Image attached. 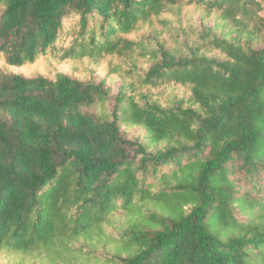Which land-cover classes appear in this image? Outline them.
<instances>
[{
    "label": "trees",
    "instance_id": "trees-1",
    "mask_svg": "<svg viewBox=\"0 0 264 264\" xmlns=\"http://www.w3.org/2000/svg\"><path fill=\"white\" fill-rule=\"evenodd\" d=\"M0 4V252L42 264H264V0ZM48 56L115 58L121 86L13 71ZM235 162L249 189L231 179ZM118 210L127 220L114 235ZM82 238L108 240L111 256Z\"/></svg>",
    "mask_w": 264,
    "mask_h": 264
},
{
    "label": "rangeland",
    "instance_id": "rangeland-1",
    "mask_svg": "<svg viewBox=\"0 0 264 264\" xmlns=\"http://www.w3.org/2000/svg\"><path fill=\"white\" fill-rule=\"evenodd\" d=\"M3 8V4H0V11ZM197 16H192L190 19H187L186 22L191 21L195 22ZM118 60L115 58H106L100 63H94L87 59L84 60H66L62 61L59 58L54 57H45L40 63L30 69L29 71H23L22 69H13L16 73L22 74L24 76H33L35 74H42L47 77H53L56 73L62 72L66 73L72 77L78 79H94L96 81H104V84L110 88L112 93H116L119 87L121 86V76L119 74H113L111 72L112 65H117ZM0 71H8L3 61L0 60ZM171 93V90H167ZM165 98L166 96L163 95ZM162 98V99H164ZM110 107V104L103 106H96L90 109L91 113L99 114L102 111L107 110ZM121 131L126 138L132 140H145L146 132L143 128L138 127H121ZM240 162H235V173L231 175V179L235 184L240 188L241 191L249 189L251 183L245 178L244 171L239 168ZM164 172H170V168L167 166L163 167ZM260 180H264V174H260ZM147 181H152V178H148ZM173 205L177 206V200L173 201ZM126 213L122 210H118L112 218V222L106 227L108 233L116 234V229L120 227L121 224H124L126 219ZM236 214L239 216L240 211L237 209ZM240 217V216H239ZM105 239V237H103ZM95 238L93 241L87 239H81V244L84 250L90 251L92 248V243L95 244V252L98 253L100 258L110 257L109 251L113 245L108 242V240ZM0 264H42L40 258L36 256H26L17 253H7L0 252ZM81 264H92L87 260H82Z\"/></svg>",
    "mask_w": 264,
    "mask_h": 264
}]
</instances>
